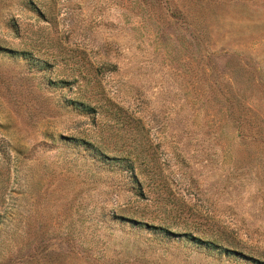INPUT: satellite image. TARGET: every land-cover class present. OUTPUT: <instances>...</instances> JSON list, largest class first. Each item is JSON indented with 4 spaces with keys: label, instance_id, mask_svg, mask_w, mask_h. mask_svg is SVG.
<instances>
[{
    "label": "rangeland",
    "instance_id": "1",
    "mask_svg": "<svg viewBox=\"0 0 264 264\" xmlns=\"http://www.w3.org/2000/svg\"><path fill=\"white\" fill-rule=\"evenodd\" d=\"M0 264H264V0H0Z\"/></svg>",
    "mask_w": 264,
    "mask_h": 264
},
{
    "label": "trees",
    "instance_id": "2",
    "mask_svg": "<svg viewBox=\"0 0 264 264\" xmlns=\"http://www.w3.org/2000/svg\"><path fill=\"white\" fill-rule=\"evenodd\" d=\"M77 106H83V109H89V110H92V107H89V108H87V106H85L82 102H78L77 103Z\"/></svg>",
    "mask_w": 264,
    "mask_h": 264
}]
</instances>
